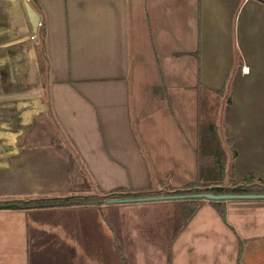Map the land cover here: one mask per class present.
<instances>
[{"label": "crops", "instance_id": "crops-1", "mask_svg": "<svg viewBox=\"0 0 264 264\" xmlns=\"http://www.w3.org/2000/svg\"><path fill=\"white\" fill-rule=\"evenodd\" d=\"M22 67L30 76L40 69L47 84L20 88ZM233 67L242 77L264 70L256 0H0V169L45 151L65 155L79 176L71 195L182 188L198 176L196 92H225ZM47 88L42 110L59 125L55 140L6 131L9 103L41 102ZM11 201L24 200L0 199ZM13 209L35 213L13 264H237L240 247V264H264V199L226 200L225 221L206 201L186 226L172 199L0 209V217Z\"/></svg>", "mask_w": 264, "mask_h": 264}, {"label": "rangeland", "instance_id": "rangeland-1", "mask_svg": "<svg viewBox=\"0 0 264 264\" xmlns=\"http://www.w3.org/2000/svg\"><path fill=\"white\" fill-rule=\"evenodd\" d=\"M239 32L237 30L236 36L233 37L236 42L241 41ZM29 39L33 41L35 36L31 33ZM234 53L236 60L239 61V51L235 45ZM15 77L18 79L17 84L20 88H28L34 85L38 87L41 83L47 84L48 81L47 75L42 74L40 69L30 76L27 67H22L20 75ZM149 77L152 79V76ZM224 79L227 82L225 92L209 89L197 90V112L201 124L215 123L217 125L221 140L230 157V164L233 163V176L235 180L244 183L245 178L250 175L247 173L249 169H256V173L264 177V70L258 71L252 68L250 75L242 77L236 73L235 67H233L229 71V76ZM47 90L48 88L45 90V98L41 102L39 99L29 96L11 101L5 110V130H20L24 134L41 132L43 133L41 137L36 135L40 137L36 139L40 144L46 145V143L55 140L52 136L59 129V125L50 110H42V102L48 103L49 100ZM231 96L234 97L232 106L227 103ZM18 100L23 102L19 103ZM32 100H36V102ZM188 106L194 110L189 103H181L179 108L181 107L188 114ZM18 114L20 117H17ZM228 140L231 141L230 144H227ZM237 150H240L241 157L232 158L234 151L238 155ZM44 152L22 154L15 160L13 157L10 168L0 169V199L26 200L27 198L43 196L63 197L73 193V191H68L70 188L72 189L74 183L78 182L79 176L65 163V155L54 153L53 155H45ZM15 163L17 165H14ZM230 176L229 170L228 177ZM226 182L228 183V178ZM51 187L54 189L52 192L54 194H49ZM10 212L13 213H3L4 215H11L0 217V226L5 229L3 236L0 235V249H3V254L6 257L4 264L17 263L19 250L20 259L24 257L23 252L25 253L26 250L25 234H23L25 221L31 219L34 216L32 214H35L28 215L26 212L18 211V209L10 210ZM9 229L14 231H7ZM23 260H25L23 264H26V258Z\"/></svg>", "mask_w": 264, "mask_h": 264}, {"label": "trees", "instance_id": "trees-1", "mask_svg": "<svg viewBox=\"0 0 264 264\" xmlns=\"http://www.w3.org/2000/svg\"><path fill=\"white\" fill-rule=\"evenodd\" d=\"M264 4V0H256ZM41 28V37H45V29ZM43 46H41L42 49ZM43 53V52H42ZM44 61L46 58L42 55ZM224 89L217 92H224ZM231 100L229 99L228 102ZM197 148L196 155L198 160V176L194 182H191L182 188L174 189L170 187L168 191L159 190L154 191L151 187L139 190H132L127 188H117L110 192H100L97 194H73L60 197H37L26 199L24 201H11L0 202L4 203H16L20 209H41L51 207H70V206H83V205H102L107 203L108 199H118L128 197L127 193L130 192L129 197L137 196H153V195H191L202 192H209L214 194H264V180L256 179L252 174L245 178L244 183H240L235 180L233 176V163L230 164V157L223 144L218 127L215 123L201 124L198 117L197 128ZM231 141L228 140L227 144ZM237 156V152L234 151L232 158ZM230 170L231 176L228 177V171ZM228 178V183L226 179ZM178 202L180 212L183 220V226H186L189 221L194 217L200 207L206 202V199L196 197H183L173 198ZM217 210L220 217L226 220V200H207ZM242 248L240 247L238 253V262L240 264V257Z\"/></svg>", "mask_w": 264, "mask_h": 264}, {"label": "water", "instance_id": "water-1", "mask_svg": "<svg viewBox=\"0 0 264 264\" xmlns=\"http://www.w3.org/2000/svg\"><path fill=\"white\" fill-rule=\"evenodd\" d=\"M164 190L168 191V186H164ZM130 192L127 193L128 197L118 199H108L107 203H132V202H144V201H155L163 199L183 198V197H196L203 198L206 200H229V199H264V194H214L209 192H202L191 195H153V196H137L129 197ZM19 205L16 203H4L0 204V209H11L18 208Z\"/></svg>", "mask_w": 264, "mask_h": 264}, {"label": "built area", "instance_id": "built-area-1", "mask_svg": "<svg viewBox=\"0 0 264 264\" xmlns=\"http://www.w3.org/2000/svg\"><path fill=\"white\" fill-rule=\"evenodd\" d=\"M39 26L41 27L42 26V23H40Z\"/></svg>", "mask_w": 264, "mask_h": 264}]
</instances>
